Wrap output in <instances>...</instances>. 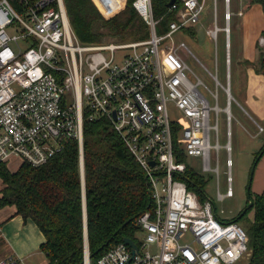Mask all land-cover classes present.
<instances>
[{"label": "built area", "instance_id": "2783aa9c", "mask_svg": "<svg viewBox=\"0 0 264 264\" xmlns=\"http://www.w3.org/2000/svg\"><path fill=\"white\" fill-rule=\"evenodd\" d=\"M133 4L150 27L149 38L84 44L71 28L63 0H0V165L15 157L39 167L76 139L83 171L84 118L108 119L144 170L152 202L135 221L137 249L119 242L97 264L237 263L249 249L245 227L210 197L200 201L185 179L193 169L184 158L198 156L203 172L216 176L217 199L234 196L230 85L211 72L214 91L199 78L194 82L179 53L189 50L175 39L201 21L207 0H175L169 8L175 19L163 34L156 32L152 0ZM230 18L227 9V33ZM219 30L217 24L208 30L215 43ZM200 85L210 91L213 105ZM171 107L181 116L171 118ZM222 150L225 192L220 189Z\"/></svg>", "mask_w": 264, "mask_h": 264}, {"label": "trees", "instance_id": "16d2710c", "mask_svg": "<svg viewBox=\"0 0 264 264\" xmlns=\"http://www.w3.org/2000/svg\"><path fill=\"white\" fill-rule=\"evenodd\" d=\"M103 1L104 11L111 13L122 3ZM110 1L111 11L109 6ZM70 23L79 40L97 44L103 37L117 42L145 40L150 36L148 24L135 7L128 5L112 18L102 19L92 0H64ZM105 2V3H104ZM169 0H152L153 14L159 20L156 32L168 30L174 15L168 11ZM261 3L264 0H253ZM257 70L264 74V57ZM264 146L257 152L255 162ZM254 162V163H255ZM189 189L204 202L208 180L188 170ZM0 210L15 208L25 220L32 219L45 237L41 250L48 264H84L85 207L87 239L91 264L125 238L137 242L135 221L151 206V190L144 170L129 151L108 119L84 118L83 171L79 145L70 139L65 149L48 163L33 167L24 162L15 171L7 163L0 165ZM210 180V179H209ZM248 209L238 222L247 231L248 258L237 264H264V190L251 192ZM254 211L253 219L247 214ZM240 214V213H239ZM238 215L233 217V220Z\"/></svg>", "mask_w": 264, "mask_h": 264}, {"label": "crops", "instance_id": "0c3cea01", "mask_svg": "<svg viewBox=\"0 0 264 264\" xmlns=\"http://www.w3.org/2000/svg\"><path fill=\"white\" fill-rule=\"evenodd\" d=\"M220 1L222 3L221 17L223 20V24L219 25L218 23L220 19L218 10V0H214L213 23L214 26L217 24L220 28L217 35L219 36L220 33H224L225 35V61L228 63V66L226 72V85L224 86H227L228 83L230 85V89L231 86H233L237 98L236 99L232 95V119L234 118V114H237V116L238 114L247 116L252 121V123L258 128L256 133H250V135L252 137H258L261 133L264 132V74L257 70V67L261 65L262 58L264 57V7L261 3L253 2V0H229L228 4L226 0ZM170 7L168 6L169 12H171L169 10ZM227 9L231 14V18L229 21V33L225 31V27L227 25V21L225 19V12ZM171 13L174 15L175 19V14L173 12ZM111 16L112 15L106 17L109 18ZM199 23L202 22L200 21ZM194 26L188 28H192ZM71 28L74 31L72 25ZM185 29L182 31H185ZM194 32H196V30ZM217 43L218 42L215 43L216 66L218 59ZM228 56L230 58L229 62L227 61ZM228 71L230 74L229 81L227 78ZM233 104H235L234 114L232 111ZM254 118H257L261 121L256 122ZM224 120L226 121V118L223 115L221 122ZM237 122L242 125V122L239 117H237ZM260 126L263 127V130H260ZM245 130L248 131L246 128ZM263 146L264 143L259 147V150ZM184 159L185 161H187L186 158ZM194 172L201 174L197 171ZM253 181L255 185V190L252 193L258 194L263 192L264 153L261 155L257 162ZM44 241L45 237L37 226V224L30 218L25 220L21 215L16 214L15 208H13L12 212L6 214L5 216L3 215L0 218V260L7 258H19L22 260V264H37L34 259L38 256L39 253H44L41 250V244Z\"/></svg>", "mask_w": 264, "mask_h": 264}, {"label": "rangeland", "instance_id": "374dc122", "mask_svg": "<svg viewBox=\"0 0 264 264\" xmlns=\"http://www.w3.org/2000/svg\"><path fill=\"white\" fill-rule=\"evenodd\" d=\"M95 4L100 16L102 19H108L106 16H113L121 13L128 5L133 6L134 0H112V3L117 4L121 2L122 4L111 11V7L114 5L106 3L109 6L111 13H106L103 9V1L99 3V0H92ZM105 3V2H104ZM221 7L222 3L218 0V10H219V25L223 24V20L221 17ZM213 12H214V0H208V5L205 9L204 15L201 19L202 23L197 24L192 28H187L185 31H180L175 34L176 41L182 42L184 41L189 52L185 49H179V53L184 59V61L189 66L188 74L190 78L195 82L197 78L202 80V82L207 86L209 90L214 91L216 89L215 82L211 77V74H218L219 80L223 85H226V72L228 63L225 61V35L224 33H220L218 36V43H217V66H216V45L214 40L208 34L207 30L214 27L213 23ZM106 15V16H105ZM224 19V18H223ZM196 30V32H194ZM132 41H139V40H132ZM127 42H117L115 39H111L110 37H103L102 41L97 44H109V43H128ZM176 42V44H177ZM230 66V63H229ZM200 90L204 93V95L210 100L211 104H214V99L211 96L210 91L205 88V86L200 85ZM232 95L236 98L235 91L233 86H231ZM220 105L222 107L226 104V96L224 90L220 87ZM237 99V98H236ZM232 111L234 114L235 111V104L232 106ZM170 115L171 118H178L181 115L177 112L176 109L173 107L170 108ZM225 117V114H223ZM237 117L242 122V125L237 122ZM256 122H260L261 120L254 118ZM261 125V124H260ZM262 126V125H261ZM245 128L249 131H246ZM226 129L227 124L226 121L221 122V143H226ZM258 128L252 123V121L245 115L242 114H234V118L231 121V146H232V158L234 161L233 164V189H234V196L230 198H226L223 201H219L216 197V187H217V180L214 174H208L203 172L202 170V160L198 156H189L187 158V162L190 167L200 172L202 176H204L208 182L205 187V190L208 196L213 199L219 208H224L227 212L226 216L229 218H233L238 215L242 210L246 207V202L248 200V184L250 180V174L252 167L255 162L256 153L259 150V147L264 143V132L261 133L258 137H252L250 133H256ZM214 142V138L212 139ZM221 176H220V189L222 192L226 191L227 183H226V175L224 171H226L225 166V159L226 153L224 150L221 152ZM258 162V161H257ZM256 162V166H257ZM21 164L20 159L13 158L10 163L8 164L10 170L15 171ZM256 169V167H255ZM210 179V180H209ZM254 180V176H253ZM252 180L251 184V192L255 190L254 181ZM2 186V182L0 180V188ZM13 207H5L0 210V218L6 214L12 212ZM249 219H253V211H250L247 214ZM243 225L244 223L241 222ZM86 245V244H85ZM85 251V249H84ZM85 253V252H84ZM248 258V254L246 253L243 259L239 262H242ZM37 264H47V259L44 253H39L38 256L34 259ZM237 262V263H239ZM234 263V264H237Z\"/></svg>", "mask_w": 264, "mask_h": 264}, {"label": "water", "instance_id": "95a60500", "mask_svg": "<svg viewBox=\"0 0 264 264\" xmlns=\"http://www.w3.org/2000/svg\"><path fill=\"white\" fill-rule=\"evenodd\" d=\"M175 2V0H170V2L168 3V6H172V4ZM262 153H260V155L258 156L257 158V161L259 160V158L261 157ZM152 165H154V162H151ZM255 167H256V162L254 163L253 167H252V170H251V174H250V180H249V184H248V198L250 199L251 197V184H252V180H253V176H254V173H255ZM253 207V202L250 201L248 203V205L242 210V212L239 214V216L237 218L234 219V221H238V219L244 215V213H246V211L250 208ZM87 218H86V207H85V238H86V241H85V244H86V257L87 260H89L91 258V255L89 253V247H88V239H87ZM123 242H125L126 244L130 245L133 249H137V244L136 242L131 239V238H125L123 240ZM86 263V259L84 260V264Z\"/></svg>", "mask_w": 264, "mask_h": 264}, {"label": "bare ground", "instance_id": "6f19581e", "mask_svg": "<svg viewBox=\"0 0 264 264\" xmlns=\"http://www.w3.org/2000/svg\"><path fill=\"white\" fill-rule=\"evenodd\" d=\"M85 264H88V260H87V258H86V263Z\"/></svg>", "mask_w": 264, "mask_h": 264}]
</instances>
